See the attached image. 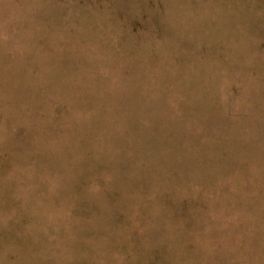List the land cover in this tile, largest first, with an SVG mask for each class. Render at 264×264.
Segmentation results:
<instances>
[{
    "label": "rangeland",
    "instance_id": "obj_1",
    "mask_svg": "<svg viewBox=\"0 0 264 264\" xmlns=\"http://www.w3.org/2000/svg\"><path fill=\"white\" fill-rule=\"evenodd\" d=\"M0 264H264V0H0Z\"/></svg>",
    "mask_w": 264,
    "mask_h": 264
}]
</instances>
